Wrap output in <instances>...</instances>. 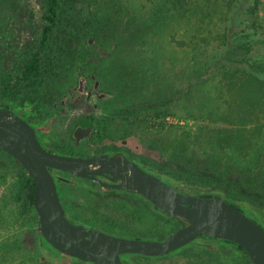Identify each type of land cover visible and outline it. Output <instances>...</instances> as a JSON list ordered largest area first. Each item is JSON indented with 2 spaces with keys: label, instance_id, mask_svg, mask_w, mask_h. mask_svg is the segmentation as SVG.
Returning a JSON list of instances; mask_svg holds the SVG:
<instances>
[{
  "label": "rangeland",
  "instance_id": "374dc122",
  "mask_svg": "<svg viewBox=\"0 0 264 264\" xmlns=\"http://www.w3.org/2000/svg\"><path fill=\"white\" fill-rule=\"evenodd\" d=\"M248 2L58 0L38 77L5 88L36 46L46 13L44 0H0V101L19 111L34 106L50 122L51 105L64 92L69 151L88 150L73 144L71 132L89 111L97 133L126 137L130 147L145 150V170L195 186L187 192L219 190L243 201L264 228V1L249 24L240 10ZM83 77L89 87L98 81L101 98L86 100L85 91L78 92ZM63 188L60 201L73 223L149 239L178 228L124 190ZM29 200L24 172L0 151V264H71L40 248ZM211 247L197 241L170 259L121 258L124 264H170L233 256Z\"/></svg>",
  "mask_w": 264,
  "mask_h": 264
},
{
  "label": "water",
  "instance_id": "95a60500",
  "mask_svg": "<svg viewBox=\"0 0 264 264\" xmlns=\"http://www.w3.org/2000/svg\"><path fill=\"white\" fill-rule=\"evenodd\" d=\"M88 128L85 129L87 132ZM77 136V130L74 131ZM0 150L13 157L33 184L35 232L55 250L92 264H124L123 254L162 256L199 236L226 239L241 246L253 264H264V228L222 197L182 193L122 153L69 156L45 150L33 127L10 106L0 107ZM88 178L109 189L139 194L180 226L164 239L127 237L70 221L60 202L51 169ZM106 174L105 183L97 175Z\"/></svg>",
  "mask_w": 264,
  "mask_h": 264
},
{
  "label": "flooded vegetation",
  "instance_id": "af4514ba",
  "mask_svg": "<svg viewBox=\"0 0 264 264\" xmlns=\"http://www.w3.org/2000/svg\"><path fill=\"white\" fill-rule=\"evenodd\" d=\"M87 79L85 77L80 78L78 80V92L84 93L85 91V98L86 100H89L93 95H96L98 98H101L103 93H99L97 91V87L99 85L98 81H94L92 86L89 87L87 84ZM5 102V101H4ZM8 103V102H6ZM9 106L23 119H25L34 129L37 139L39 140L42 147L52 153H57L60 155H69V156H80V157H89V156H112L117 153H122L128 160L134 161L137 165H139L142 169L146 168L143 163L141 162L146 157L145 150H139L138 145H135L134 147H130L128 140L126 137H118L111 134H107L106 132L99 131V133L96 132V129L93 127L94 125V116L89 112L85 111L78 117V121L76 122V125L71 132V137L73 140L74 145L83 144L85 148L88 150H85L80 153H75L73 151H69L67 146L68 143L65 141L64 138V114H66L65 110V100H64V92L62 93L61 98L59 101L54 102L51 105V118L50 122L47 121V116L40 114L34 106H30L31 109H22V111H19L16 107L13 106V104L8 103ZM8 106V107H9ZM62 120V122L58 123L57 125V119ZM87 132H85V129H87ZM77 130V136L74 135V131ZM63 131V132H62ZM144 167V168H143ZM145 170V169H144ZM147 171V170H146ZM149 172V171H148ZM154 172V171H153ZM51 173L54 177L57 191L59 194V198H62V189L64 184H72L75 186H78L82 189L86 190H92L95 189L98 190L97 187L101 189H107V190H124L127 193L137 196L144 200L145 202L152 205V207L158 211L153 204H151L148 200L143 198L139 194H133L125 189H109L102 185L96 184L93 180H90L88 178H80L73 176L72 174L56 169H51ZM153 174V173H152ZM155 175L160 176V178L163 176L159 175L157 172H154ZM98 179L105 183H118L119 179L112 181L106 174L103 175H97ZM165 178V177H164ZM167 179V178H166ZM95 187V188H94ZM185 193V192H183ZM190 194H197V193H191L186 192ZM199 194V193H198ZM63 200V199H62ZM61 202V201H60ZM159 212V211H158ZM160 213V212H159ZM163 214V213H161ZM36 224V222H35ZM180 225H178L179 227ZM87 228H90L88 226ZM95 228V227H93ZM133 237H140V236H133ZM200 237V236H199ZM198 238V237H197ZM196 238V239H197ZM196 239H194L192 242L188 243L187 245L162 256H155V257H149V256H143L147 258H169L168 256L174 253L179 252L180 250L187 248L190 245H193L197 243ZM38 244L41 249H47V245L44 242L43 238L37 235ZM218 244L220 245V254H223L224 252L228 251V249L233 253V256H225V255H216L215 257H208V256H202V257H191V258H182L185 261L183 262H170V264H253L249 257H245L241 251H239L234 245L233 248H229L227 244H224L222 242L218 241ZM48 253V250L46 251ZM48 254H58L60 257H64L65 259L69 260L71 264H82L84 262H80L79 260L65 256L55 250L49 251ZM126 256L130 255H136V254H123ZM170 259V258H169ZM179 259V258H178ZM249 260V261H248Z\"/></svg>",
  "mask_w": 264,
  "mask_h": 264
},
{
  "label": "trees",
  "instance_id": "16d2710c",
  "mask_svg": "<svg viewBox=\"0 0 264 264\" xmlns=\"http://www.w3.org/2000/svg\"><path fill=\"white\" fill-rule=\"evenodd\" d=\"M57 1L58 0H44V7H45L46 16H45V23L41 29V33H40V37L38 39V42H37L36 46L30 51V53H29L27 59L25 60L19 74H15L13 77H9V78L5 79V81L3 83L5 88H7V86H9L13 81L23 83V82L32 81L33 79L38 77L39 69H40L41 51L44 48V46L48 40L49 34H50L53 26L56 23ZM236 1L237 0H230L229 7H233L234 3ZM261 1H264V0H249V2L246 5H244L240 8V10L244 14V18L246 19V22L248 24H249L248 20H250L253 17V15L255 14L256 9H258V6H259ZM259 32H260V35L263 36V38H264V25L259 27ZM246 70L250 71V69L248 67ZM8 106H9L8 103H6L4 101H0V107L1 108H7ZM1 152L4 153L3 151H1ZM4 154H6V153H4ZM6 155L8 157H10L11 159H13L15 164H17L21 168V170L25 174V177L27 178V181H28L29 186H30V200H29L30 207H31V210L35 214V211L33 208V184H32V181L29 178V176L27 175L25 169L13 157H11L8 154H6ZM162 179L165 180L167 183H169L175 189H177L179 192H182V193L187 192V190H185V187L190 188V189L195 188L194 185L190 184V186H189L184 181H180V180L173 181V180L166 179L164 177ZM251 181H252V179H251ZM199 194L202 196L222 197L225 201L230 203L235 208L239 209L240 211H242L244 213H247V215L251 219H253L255 222H257V221L260 222L256 213L252 210L253 209L252 206L244 203L243 201H240V200L235 199V198H231L230 196L224 194L223 192H221L219 190H210L208 193H199ZM163 215H165V214H163ZM168 218H170V217H168ZM170 219L174 220L178 225H180V223L176 219H173V218H170ZM35 220H36V214H35ZM144 238H146V237H144ZM152 239H161V238H152ZM196 241H204V242H207L208 244H211L212 247L209 249L216 252L217 254H220V252H219L220 251V247H219L220 245L218 244V241L222 242L224 244H227L229 246V248H233V246H231V245H234L239 251L242 252V254L245 257H248V254L246 253V251L241 246H239L238 244L233 243L229 240H226V239H218V238L200 236L196 239ZM82 264H92V263L84 262Z\"/></svg>",
  "mask_w": 264,
  "mask_h": 264
}]
</instances>
